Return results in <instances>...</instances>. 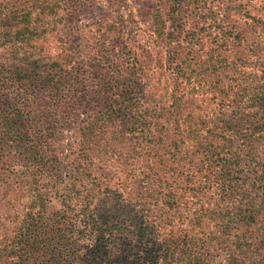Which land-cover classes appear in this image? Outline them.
Masks as SVG:
<instances>
[{
  "label": "rangeland",
  "instance_id": "374dc122",
  "mask_svg": "<svg viewBox=\"0 0 264 264\" xmlns=\"http://www.w3.org/2000/svg\"><path fill=\"white\" fill-rule=\"evenodd\" d=\"M247 1L176 10L170 0H0V58L30 69L38 60L40 72L66 82L62 104L44 105L58 121L59 155L41 174L50 199L123 198L161 238L196 215L241 205L237 194L220 195L215 177L232 150L247 147L232 91L253 87L248 75L261 74L264 59V10L257 4L248 14ZM97 120L96 138L82 144V130ZM263 149L256 142L254 154ZM10 208L0 206V238L12 229ZM254 211L264 234L263 199Z\"/></svg>",
  "mask_w": 264,
  "mask_h": 264
},
{
  "label": "trees",
  "instance_id": "16d2710c",
  "mask_svg": "<svg viewBox=\"0 0 264 264\" xmlns=\"http://www.w3.org/2000/svg\"><path fill=\"white\" fill-rule=\"evenodd\" d=\"M170 1L171 9L182 10L201 0ZM250 1L245 6L248 14L257 4L264 10V0ZM159 25L162 29L164 24ZM2 29L0 22V33ZM260 60L261 74L248 75L256 84H238L232 91L233 122L248 125L243 138L247 147L243 152L232 150L215 177L220 195L237 194L243 198L241 205L221 216L196 215L189 228L161 238L148 218L128 211L123 198L50 199L41 174L59 155L58 121L44 110L62 101L58 92L66 82L40 72L38 60L30 69L25 64L11 67L0 58V206L10 203L8 213L13 215L12 229L1 234L0 264H264V234L256 228L254 211L255 199L264 200V149L259 157L254 154L255 143H264V59ZM99 122L82 130V144L94 141ZM235 143L233 139L231 145ZM14 195L25 200L17 204L4 199ZM197 228L202 230L196 232Z\"/></svg>",
  "mask_w": 264,
  "mask_h": 264
}]
</instances>
